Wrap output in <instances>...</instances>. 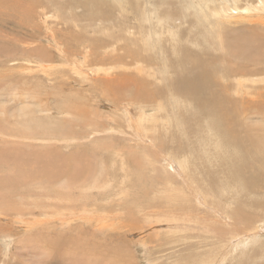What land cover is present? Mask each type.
<instances>
[{"label": "rangeland", "instance_id": "374dc122", "mask_svg": "<svg viewBox=\"0 0 264 264\" xmlns=\"http://www.w3.org/2000/svg\"><path fill=\"white\" fill-rule=\"evenodd\" d=\"M0 1L3 4L11 3V0ZM145 1L144 9H147L149 14L151 4H155L158 7V12L166 13L170 17L179 15L180 0ZM64 2L66 0H16V3L7 9L0 7V18L5 17L3 11H6L9 13L10 19V22L4 25L0 23V34L4 33L6 40L12 35L19 37L16 45L3 41L8 46L2 45L0 38V46L3 48V54L0 56V106L5 103L3 106L5 114H1L0 118L9 124L8 127L0 128V147H15L24 153H35L39 150L58 151L59 158L64 156L69 159L65 169L67 177L64 176L59 184L52 186L53 188L50 187V192L53 194L51 197L45 195V188H49L48 180L46 183L43 182V188L33 185L29 191L19 189L15 192L18 193L17 195L3 193L0 196V212L3 210L5 213L1 212L0 214V231L3 228V232L9 233V236H6L5 233L1 234L3 236L0 235V248L2 249H0V261H2L3 253L7 248L9 251L18 252L19 259L31 256L27 249L24 251L13 248L15 240L24 238L19 237V235L23 236L24 229L19 226L22 223L16 220V225L11 227L9 225L12 220L9 218L7 221L5 219L2 221L1 217L11 214L15 218L14 210L17 208L20 210V207L22 210L40 207L35 211L42 209L40 211L42 221H51L52 217L49 212L52 210L54 212L56 209L63 215L69 216V221L66 224L80 227L82 233H78L77 236L81 240L85 237L84 241L79 242L88 243L87 239L91 232L101 238L103 244L120 239L121 242L118 243L120 251L125 254V257H129L128 264L264 263V254L260 256L254 254L264 247V193L246 195L239 181L242 176L221 168L220 160L211 156H208V159L211 160V168L207 169L202 149H198L199 144L204 146L206 151L212 153L215 150L220 153V149L225 148L227 156L243 157L254 165L259 174L264 175V142H257L255 146L249 147L247 150L239 149L233 145L232 141L222 143L223 140L215 133L218 131V124L214 118L207 120L206 112L192 108L189 103L181 99L178 100L179 105H176L177 100H170L167 95L161 97V102L157 100V103L131 102L133 107L147 114V119L138 127L131 125L132 127L129 128L128 124L130 123L127 122V124L122 119L121 104L117 105L102 97V92L110 84L109 78L112 74L122 73L123 67L109 68L107 70L111 71L108 73L109 75H104L101 71L97 73L99 67L96 64L100 62L98 59H101L102 56L91 54L89 39L78 41L69 46V52L65 51V44L60 43V48L65 54L76 58L75 69L71 70L70 62L65 63L59 57L58 49L53 45L55 39L50 35V30L58 31L65 24L64 20L71 17L72 12L77 13L80 17L83 16L82 21H87L81 7L71 11L73 9H70ZM111 2L112 0L106 2L109 5L107 13L111 15V18L102 24L107 29H99L100 26L96 24L93 29H90L89 34H92L95 29L97 30L95 35L103 37L107 41L105 45L98 47L97 54H102L104 50L113 46L114 38L120 34L124 37L130 35L127 32L129 29V31H133V36L128 39V42L133 43L129 45V48L133 50L134 47H138L136 40L139 36L135 33L134 29L136 28L134 27L139 26L137 18L139 15L141 17L143 13L135 7L133 13H123L121 17ZM131 3L135 4L134 1ZM256 6L258 9L254 10L256 15L253 14V16H257V18L255 17L257 20L264 22L263 4L256 2ZM245 12L243 15H247V11ZM58 13L64 18H57L55 15ZM239 13L241 14L242 11L239 10ZM142 17L144 18L145 15ZM22 22L23 25H21ZM232 22L233 24L225 27L227 30L243 27L238 20L233 19ZM89 24L93 23L89 22ZM180 27L184 28V26ZM115 28H118L119 31H116ZM164 28L167 27L164 26ZM78 32H83L87 36L84 30L80 29ZM104 33L106 36H102ZM184 43H189V40ZM34 45L47 48L50 52L49 58L44 61L43 57L33 53ZM122 52L123 50L117 53L122 54ZM200 52L195 51L194 53L199 54ZM162 56L165 57L163 66L153 65L148 68L155 79L145 89L155 99L163 94L161 83H164V65H167V70L170 71L171 64L168 62L172 57H175L171 51H165ZM108 60L112 59L103 61ZM16 62L18 64L12 65ZM124 62L128 63L126 69L130 74L139 76L138 72L144 70L142 62L138 64L137 61L131 62V59H124ZM155 64L157 63L155 62ZM257 67L264 69V65ZM211 77L217 78L215 74H211ZM262 78L264 77L257 79ZM239 79L243 83V90L247 93L255 92L259 86L257 84L251 87V78ZM10 80L14 87H10ZM234 90L232 99L241 100V102L237 100L234 102L235 104L243 106L249 104L242 99L245 96L243 90L238 88ZM29 94H37L39 98L46 100V104H37L38 97L33 98V103L29 102L26 98L30 96ZM237 94L240 96L236 97ZM69 101L86 104L93 113L99 112L103 115L90 114L94 126L83 128L79 124V119L68 114H61L57 108V105ZM37 105L44 110L35 112ZM258 105L251 104L254 109L264 111V107L262 105L258 107ZM23 107L26 110L22 109ZM174 111L180 116V127H178L180 130L175 125ZM28 117L34 118L33 124L38 123L35 117L44 118L41 119V123L45 124L44 126L48 128L49 132L55 131L56 136H59L58 131L64 128V133L68 135V138L61 139L59 137L47 140L40 136L27 135L28 132L24 133V131L21 132L24 133L21 135L11 127L17 126L19 123V126H23L24 123V127L28 128L30 125L32 127L31 121H27ZM245 118L246 121L243 124L247 126L248 135L253 134L251 135L253 141H256L257 136H264V123L259 125L260 122L256 123L255 118ZM253 124L256 129L254 131H252ZM150 126L153 128L149 129ZM136 128L141 139L134 132L132 133ZM244 129H242V133L244 136H248ZM183 131L189 136V144H186L185 135H183V140H180ZM152 133L153 136L160 134L166 145L173 146L176 142H181L187 148L180 152L176 146V154L164 149L157 148V150L150 135ZM153 147L154 153L151 152ZM80 152L84 155L82 160L78 157ZM76 173H78L79 179L72 183L69 178ZM0 174L10 175L6 170ZM157 177H159L160 183ZM120 183L126 184L125 190H120L124 189ZM197 185H200L201 188H196ZM84 187L87 188L79 191ZM142 189L147 190L146 195L142 194ZM10 195L18 198L12 196L11 198ZM240 198H243L245 205L251 201L258 204L260 211L257 214L259 216L251 220L240 219L235 208ZM50 203V208H48ZM240 206L243 207L241 204ZM88 215L95 217L93 216L90 220ZM25 216L32 220L31 216ZM50 227L52 226L50 225ZM42 229H44L43 226ZM55 229L73 235L68 231L66 225ZM40 233L42 234L41 231ZM42 236L44 235L42 234ZM1 242H3L2 246ZM238 242H242V246L234 248ZM39 243L35 241L32 243V245L38 246V248H34L36 251L41 248V243ZM102 246V253H106L108 251L105 248L106 245ZM3 260L4 262H2L5 263L6 259Z\"/></svg>", "mask_w": 264, "mask_h": 264}, {"label": "bare ground", "instance_id": "6f19581e", "mask_svg": "<svg viewBox=\"0 0 264 264\" xmlns=\"http://www.w3.org/2000/svg\"><path fill=\"white\" fill-rule=\"evenodd\" d=\"M131 1H134L135 4H132ZM106 2L107 0H66L64 3L70 9H73L71 11L77 10L78 7H81L84 10L87 21H82L81 18L83 16L80 17L77 13L74 14V12H72L71 17L69 19L66 17L68 20H64L65 24L60 29H58V31L55 29L50 30V35L55 39L53 45L57 47L59 57L62 58L65 63L70 62L69 66L71 70L76 68V58L65 54L60 48V43H64L65 51L69 52V46L75 44L78 41H86L88 39L91 54L95 53L97 56H102L101 59H98L100 62L96 64V66L99 67L97 73L101 71L104 73V75H109L108 73L111 72L107 71L109 68L115 66L123 67L121 70L123 71L122 73L112 74L111 78H109L110 84L108 88L102 92V97L111 100L117 105L121 104V116L122 119L126 121V123H130H127L129 128L132 127L131 125L138 127L140 123H143V121L147 119V114H145L142 110H138L137 108L133 107L131 102H136L138 104L157 103V100L161 102V97L167 95L168 99L177 100L176 105H179L178 100L181 99L182 101L189 103L192 108H195L198 111L201 110L206 112L205 114H207V120L214 118L217 121L219 131V133L218 131L215 133H217L216 135L220 136V139L223 140L222 143H224V141H232L233 145H236L239 149L241 148L242 150H247L249 147L255 146L257 142H264L263 135L257 136L256 141H253V137H251L253 134L248 135L247 126L243 124L244 121H246L245 117L255 118L257 120L256 123L260 122L259 125L264 123V111H259L258 109H254V107L251 106V104H259L258 107L261 105L264 107V78L260 80L257 79L258 77H264V69L257 67L258 65H264V22H260V20L256 19L257 16H255L256 18L253 16V14L256 15V11L254 10L258 9L256 2L263 4L264 7V0H180L179 15L173 17L168 16L166 13L158 12V7L155 4H151L149 14V11L144 9V6H146L145 0H112L111 3L115 8H117L121 17L123 16V13H133V9L135 7L138 11L141 10V13L145 15L144 18L142 17L143 15L141 17L139 15L137 18L139 21V26L134 27L136 28L134 29L136 30L135 33H137L139 36V38L136 40V45L138 47H134L133 50L129 48V45L133 44L132 42H128L129 37L133 36V31H129V29L127 32L130 35L124 37L120 34V36L114 38V45L109 49L107 48L108 51H106V49L102 52V54H97L96 50L98 47L105 45L107 41L103 37L96 36L95 34L97 33V30L95 29L93 30L92 34L89 33L90 29H93L94 24L99 25V29H107L102 25L105 21L111 18V15L107 13V10H109V5ZM15 3L16 0H11L10 4H3L0 1V7L7 9L10 5ZM239 10L242 11V15L239 13ZM245 11H247V15H243V13H246ZM257 14L259 13L257 12ZM3 15L5 17L0 18L1 25L10 22L9 13L3 11ZM55 16L59 19L64 18L62 15H59V13ZM112 18L114 19V17ZM233 19L238 20L243 27L227 30L225 27L233 24ZM89 22H92L93 24H89ZM244 22L246 23L243 24ZM21 25H23V22ZM164 26L167 28L165 29ZM179 26H184V28H179ZM80 29L86 31L89 38H86L87 36L83 32H78ZM116 31H119V29L117 28ZM4 36V33L0 34V38L2 39L1 44L4 46H8L4 42H10L12 45H16L19 40V37L16 35H12V37H9L7 40ZM102 36H106V34L104 33ZM187 40H189V43H184L187 42ZM8 49L11 50L10 48ZM121 50H123L122 54H118L117 52H120ZM2 51L3 48L0 46V56L3 54ZM165 51H171L175 57H172L168 62V64H171L170 71L169 69L167 70L168 66L164 65V83H161L163 94L159 95L158 98L155 99L154 96H152L145 89L146 86L155 79V76L149 72L150 70H148V68L152 67L153 65L163 66L165 57H163L162 54ZM195 51L201 52L197 54L194 53ZM32 52L40 57H43V60L48 59L50 56L49 50L47 48H43L42 46L34 45ZM104 59L112 60L104 62ZM124 59H131V62L137 61L138 64L142 62L144 70L142 72H138L139 76L137 74V76L130 74L126 69L128 63L126 64ZM26 62L29 61L26 60ZM155 62L157 64H155ZM15 64L18 63H12V65ZM211 74H215L217 78L213 79ZM243 77L252 79L251 87L257 84L259 85L255 92L247 93L243 90V83L239 79ZM6 79L8 80V78ZM11 80L9 85L10 87H14ZM236 88L243 90L242 92L245 94V96L242 97V99L247 101L249 104L243 106L241 104L234 103L237 100L241 102V100L238 98L232 99L233 92L235 91L234 89ZM11 90L13 91V89ZM28 91L30 93V90ZM26 94L28 95L27 91ZM29 95L30 96L26 98L31 103H33V98H39L37 94ZM238 96H240V94L236 95V97ZM37 101V104H46V100H43L41 97ZM4 104L5 103L1 104L0 106V115L5 114L3 111V106H5ZM36 107L37 111L35 112H41L44 110L40 108L39 105ZM57 108L60 110L61 114H68L79 119V124H81L83 128H92L94 126L90 114L97 116L103 115L99 112L93 113L86 104H78L75 101L59 104L57 105ZM8 109L12 110L10 108ZM22 109L25 108L23 107ZM173 114L175 115V125L178 129V127H180V116L177 115L176 111H174ZM24 116L27 117V115ZM33 119L34 118L32 117V119L29 118L27 121L29 120L32 123V121H34ZM41 119L44 118L35 117V120L38 123H32V127H30V125L28 128L24 127V123L23 126H19L20 123L17 126H10L21 135L28 132L27 135H31L33 137L40 136L42 139L47 138V140L50 138L59 137H61V139L68 138V135L64 133V128L58 131L59 136L55 135V131L49 132L47 130L48 128L44 126L45 124L41 123ZM184 120L186 119L184 118ZM254 124L252 126L253 128ZM8 126L9 124L0 118V128ZM151 128L153 127L150 126L149 129ZM242 129L245 130L248 136H244ZM178 130H180V128ZM254 130L256 129L254 128L252 131ZM22 131H24V133H21ZM110 131H112V129H110ZM133 132L141 139V135L137 128L134 129L132 133ZM248 132L252 133L251 131ZM153 133L150 135L152 136V140L155 142L153 145H155L156 149H164L176 154V146L179 148L177 150H180V152L185 151L187 148L186 145L181 142H176L173 146L166 145L160 134L159 136H153ZM44 134L46 135L42 136ZM183 135H185V139L187 140L186 144H189V136L184 131L181 134L182 138L180 140H183ZM81 138H84V136H81ZM199 145L200 146L198 149H202L201 152L202 156L205 157L207 169L210 170L211 168V160L208 159V156L218 158L220 160L219 165L221 168L223 167L226 170L242 176L239 178V181L246 195L252 193H264V175L259 174L258 170L248 160H245L243 157L235 158L232 156H227L226 151L224 150L225 148L220 149V153L217 150L212 153L211 151H206V148L201 144ZM154 151L155 149L153 147L151 152L154 153ZM59 156L60 153L58 151L39 150V152L35 153H24L20 150H17L15 147H0V172L6 170L10 174L9 176H3L0 174V196L3 195V193L17 195L18 193H15L16 190L21 189L29 191L32 189L33 185L43 188V182L46 183V180H48L47 186L49 188H45V195H49L51 197L53 194L50 192V187L59 184V182H61L60 180L63 179L64 176L67 177V171H65V169L69 159H66L64 156L59 158ZM78 157L82 160L84 158L83 153L80 152ZM177 174L180 175L179 173ZM157 178L160 183L159 177ZM69 179L72 180V183H74L75 180L79 179L78 173L74 174ZM120 185L122 187L124 186V189L120 190H125L126 184L120 183ZM142 187L144 186L142 185ZM86 188L87 187L79 189V191H83ZM196 188L200 189L201 186L197 185ZM146 191V189H142V194L146 195ZM11 196L12 195H10V197ZM240 204L243 207H241ZM50 205L51 203L49 204L48 208H50ZM24 207L25 206L23 205V208ZM37 208L40 209V207L29 210H22V207H20V210L17 208L14 210L16 215L15 218L11 216V214H2V221L3 219L7 221L9 218L12 220V222L10 221L9 225L11 227L16 225V220L22 223V225L19 226H22L21 228L24 229L22 232L23 236L19 235V237L24 238L20 240L17 239V241L14 238L15 243L13 248L16 250H28V254H31V256H27L26 254L27 258L19 259L18 252L16 253L14 250L13 252L9 251L7 248L8 251L5 249L2 258L3 262V259H6V261L5 263L0 261V264L129 263L127 262L129 257H125V254L121 253L120 251L118 244L121 242L120 239L114 240L109 244H103L102 239L91 232L89 238L87 239L88 243L79 242L84 241L85 237L82 240L78 238L77 234L82 233L80 227L66 224V222L68 223L69 221V216L67 217L63 215V213H60L59 210L56 209L54 212L53 210L52 212H49L52 217L51 221H42L43 219H40V215H42L40 211L42 209L35 211ZM235 208L237 214L242 220H251L252 218L259 216V214H257L260 211L259 205L252 203V201L249 202L248 205H245L243 198H240L238 199ZM9 209L11 210V208ZM11 211H13V209ZM64 211L66 212V210ZM1 212H3V210ZM58 213L60 214L57 215ZM71 213L73 214V212ZM25 215L31 216L32 220H30V218L26 217ZM48 216L50 217V215ZM93 216H90V220L93 218ZM49 224L52 227H50ZM64 225L67 226L68 231L73 233V235L55 229L62 228ZM42 226L44 229H42ZM52 228H54V232ZM2 230L0 231V235L5 233ZM40 231L45 237L42 236ZM5 235L9 236V233L6 232ZM84 236L86 235L84 234ZM34 241L41 243V248L38 251L34 249L35 247L38 248V246L32 245ZM2 244L3 242H1V246ZM102 245H106L105 248L108 249L106 253H102ZM240 246H242V242H238L234 248H238ZM254 254H257L258 256L263 255L264 247ZM11 259H13V262H11Z\"/></svg>", "mask_w": 264, "mask_h": 264}]
</instances>
